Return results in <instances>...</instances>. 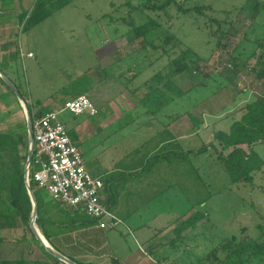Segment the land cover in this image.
I'll use <instances>...</instances> for the list:
<instances>
[{
	"label": "rangeland",
	"instance_id": "374dc122",
	"mask_svg": "<svg viewBox=\"0 0 264 264\" xmlns=\"http://www.w3.org/2000/svg\"><path fill=\"white\" fill-rule=\"evenodd\" d=\"M5 1L3 3L4 0H0V4H8V0ZM36 1L14 0L11 5L15 6L14 9L20 5L19 15H21L33 10ZM128 1L131 5L124 6ZM178 1L184 2L185 0ZM247 1L187 0L186 2L187 9L197 5L207 7V16L213 18L224 19L225 12L234 11L232 35L222 43L227 48H218L217 40L208 36L206 18L199 17L194 13L192 16L186 17L177 13L173 8L168 9L170 18L157 12L142 13L138 10L141 0H77L65 8H59L57 2L54 4L49 2L47 9L52 14L42 23L23 32H20V27H16V29L12 26L9 27L10 30H16L15 34L18 33L14 37V42L20 40L21 48L25 54L32 51L35 54V59L26 58L22 61L20 58L14 57V54H9L13 57L9 63L17 73L18 79L16 80L9 73L8 66L0 64V69L6 72L19 86L22 94L30 98L36 110H41L44 113L48 110L49 106L44 105L43 99H54L57 104L64 107L67 101H72L77 95L85 93L92 85L106 87L108 90L114 89L113 94L118 90L121 97L118 98L120 102L116 107L110 105L109 102L106 104L105 101L104 103L102 101L101 105L96 102L99 114L90 120L94 124H100L99 119L107 112L116 117L119 113L135 111L142 98V92L133 93V89L142 86L147 79L168 63V57L156 61L157 54H154L150 48H143L142 42L130 43L128 41L127 36L124 35L128 28L120 24V18L127 17L132 11V16L137 22L139 20L145 22L149 18H153L161 23L162 27L153 32V38H158L165 30L171 31L187 46L208 59V62L202 65L205 67L202 72L193 69L175 78L174 83L182 91L197 87L189 93L187 98L164 108V111L156 116V120L153 122L158 125L165 122L167 125L171 121V116L189 111L198 120V124L195 125L188 114L183 115L182 132H185L184 128L187 129L185 139L182 140L185 153L182 155L179 152L167 154L166 151H161L162 153H159L161 158L158 156L152 159L151 164H147L148 162L145 160L147 149H143L134 156L137 159L136 170L139 172L136 181L150 179L152 185L148 187L147 193L142 192L139 188L135 191L138 200L136 212L126 206L122 212H116L114 208L109 209L124 221L118 226L121 228L102 232L91 227L90 231L77 233L76 247L82 246L89 250L82 257L85 262L100 264L103 259L101 256L100 259L97 258L95 252H100L103 255L112 253L117 258L123 259L127 256L129 249L133 250L137 240L144 242L145 238L143 237L153 236L157 234L158 230L164 231L168 227L171 238L163 240L164 243L161 245L167 247L166 251L170 256L169 264H197L200 256L208 253L223 239L236 236L244 226L249 227V234L252 237L259 235L260 230L256 227L259 224L264 225L262 172L255 174L253 185L234 184L222 164L217 160L218 154L222 152L220 144L216 143L217 151L210 148L206 153H196L200 148L213 142L215 132L227 133L232 122L240 120L244 114L241 108L249 102L252 95L260 98L264 96L262 86L264 78L258 79L254 73L255 68L259 67L257 56L260 55L261 50L255 58L244 65L235 79L238 82L236 87L228 84V81L221 77L228 73L225 68H230V65L225 66L228 54L238 45L246 30L250 28L253 16H256V12L253 14L251 11L252 7L256 4L264 5V0H250L248 9L238 12L237 10ZM7 9L5 7V10ZM0 12H3V9H0ZM2 14L0 13V16ZM257 20L260 23V13ZM262 22V26L249 32L250 36L263 35V16L261 24ZM14 30L12 31L14 32ZM6 42L10 44L8 40ZM3 51L5 50L0 46L1 58L4 57ZM131 66L133 70L126 73L128 67ZM136 74L138 75L136 80H129ZM207 76L208 79H206ZM119 78L121 79L119 80ZM205 79L206 85L199 86ZM0 86L8 93L2 97L3 99L0 98V132H24L26 128L24 109L18 98L1 82ZM224 86L226 89L218 92ZM214 92L218 93L213 95ZM94 99L95 97H93ZM205 99L207 101L202 106L201 101ZM151 108L153 107L151 106ZM142 110L139 112H145L146 107ZM149 116L153 119V116ZM86 117L85 115L76 116L70 112H63L59 114V121L70 134L77 124ZM162 117L166 120H162ZM113 121H116L112 124L113 126L98 137L105 139L106 146L115 144L121 134L131 133L140 129L142 123L149 122L147 119H140L134 121L133 124L129 118L114 119ZM120 123L123 126H119ZM121 129H125V131L119 132ZM162 129H165L164 125ZM241 148L248 153L246 145ZM81 149L84 153L85 163L89 164L90 155L87 154L84 146H81ZM20 150L22 154L26 153L24 147H20ZM231 150L232 148L224 151L223 155L227 156ZM255 151L264 160V144L257 145ZM100 170L104 171L105 169ZM91 174L98 177L95 171ZM126 175L129 174L126 172L124 176ZM111 178L109 175L103 180L106 182ZM121 184L123 185L120 182L119 186ZM175 184H178L176 188H169ZM111 190L114 195L116 189L113 187ZM220 190L221 192H219ZM42 197L43 222L47 227H53L55 221H70L68 216L74 212L68 209L60 210L57 203L44 191ZM103 201L110 204V201L104 197ZM204 201L206 203H203ZM147 205L148 208H146ZM199 212L208 216L180 234L179 231L184 228L180 225ZM72 217L77 221L80 219L92 221L91 218L83 214H72ZM143 223L146 224L142 226ZM8 227H11V231L7 232L5 236L12 239V244L1 250H4L3 253L6 255L2 258H15L22 248L26 253L32 252L30 256L26 254L29 259H47L36 244L35 238L27 233L25 225L18 221L15 223L9 221ZM126 227H142L140 231L142 237L138 232H129ZM120 231L122 232L120 233ZM23 238L24 242L18 245V241ZM91 250H95V252H91ZM166 251L161 255L162 258L166 255ZM60 252L65 254L64 250ZM105 264H109L107 257Z\"/></svg>",
	"mask_w": 264,
	"mask_h": 264
},
{
	"label": "trees",
	"instance_id": "16d2710c",
	"mask_svg": "<svg viewBox=\"0 0 264 264\" xmlns=\"http://www.w3.org/2000/svg\"><path fill=\"white\" fill-rule=\"evenodd\" d=\"M75 1L77 0H37L33 10L19 15L20 32L34 28L51 16L52 12L47 9L50 4L49 2H51V4L57 2L59 3V8H65L70 6ZM141 1L142 2L138 6V10L142 13L146 11L157 12L170 18L168 9L173 8L176 9L177 13L186 17H190L192 16V13H194L196 15L198 14L199 17L206 18L208 36L217 40L218 48H227V46L222 45V43L227 39V37L232 35L234 11L225 12L226 16L224 19H219L208 17L206 14L208 9L204 6L197 5L196 7L187 9V0L184 2H179L178 0ZM249 1L250 0H248L245 5L239 8L237 11L243 12L247 10ZM128 4H130L129 1L124 4V6ZM251 11L253 14L256 12V16H253L250 28L246 30L238 45L230 54H228V60L225 63V66L230 65V68H225L228 72L227 75L221 76V74L218 73L219 76L228 81V84H232L234 87H236L238 84L235 79L244 68V65L255 58L260 50L261 53L257 56V64L259 67L257 69L255 68L254 73L258 79L264 78V33L263 35H258L256 37L249 35L251 30H255L256 28L258 29L263 25V22L261 24V21L262 16L264 17V5L261 6L256 4L252 7ZM258 12L261 15L260 23L257 20L259 17ZM132 14L133 11L127 17L120 18V24H123L128 28V31L124 34L127 36L128 41L130 43L137 41L142 42L144 44L143 48H150L154 54H157L156 61H159L164 57H168V63L165 66H163L159 71L147 79L142 86L138 87L137 89H133L132 91L133 93L139 92L143 88L146 91L144 96L141 98L139 105L135 108V111L139 112L143 111L142 109L146 107V110H144L145 112H140L141 116L139 117L151 115L153 118H155L158 116V114H161V112L164 111V108L175 103L176 101L187 98L189 93L197 87L195 86L188 91H182L174 83L175 78L193 69L202 72L203 68H205L202 65L207 63L208 59L198 54L193 48L187 46L186 43H184L171 31L165 30L164 33H161L158 38H153V32L162 27L161 23L153 18H149L145 22L140 20L137 22ZM132 70V66L128 67L126 73H129ZM1 71L7 75L6 72L3 70ZM137 76L138 75L136 74L129 80H136L138 78ZM208 78L209 77L207 76L206 79ZM120 79L121 78H119V80ZM206 79L202 81L199 86L206 85ZM0 82L9 90L1 78ZM12 82L15 84L14 81ZM15 86L20 91L19 86L16 84ZM224 89H226V86L218 90V92H222ZM218 92H214L213 95L217 94ZM21 95L29 107L32 121H35L36 118H40L45 115L46 112L44 113L41 110H36L30 101V98H27L26 95L22 93ZM206 101L207 99L201 101V105L203 106ZM151 106L153 108H151ZM241 111L244 112L243 116L240 118V120L232 122L227 133L221 131L215 132L213 135V142L203 148H200L198 151H196V153H206L210 148L214 151H217L218 149L216 147V143L220 144L222 147V152L218 154L217 160L224 167L232 183L253 185L255 181V174L262 172L263 184L261 185V191L264 194V160L255 151V147L257 145L264 144V99L252 95L249 102L243 108H241ZM184 114H188V117L195 125L198 124V120H196L189 111H186L182 114L171 116V121L165 125L163 133L165 135H169V133L166 131L167 127L171 123L183 117ZM149 122L145 123L147 124ZM69 135L73 141H76L74 130L71 131ZM27 142V126L25 131L20 133H13L12 131L0 132V227H4L5 224L8 225L9 221L14 223L18 221L22 225H25L27 233L35 238L29 228L32 204L24 183V168L27 159ZM244 145L247 146L248 153L241 148V146ZM20 147H24L26 150L25 154L21 153ZM230 148H232L230 153L227 156H224V151H228ZM137 152H140V149L135 151V153ZM184 153L185 152H183V154ZM157 157L158 156L151 157L148 160V163L151 164V160ZM32 172L33 170L31 168L30 178ZM30 185L37 199L38 214L36 225L46 241L56 251L60 252V250L54 244L53 238L57 239L59 237H67L69 234L87 227H98L99 221L97 219H91L92 221L90 222L83 219H80L79 221L73 219L72 214L77 215L81 213L72 211L70 209L68 210L74 212L70 213V216H68L70 221H55L56 223H53V227H47L43 222L44 206L42 191L37 189L36 185L33 184L32 181L30 182ZM176 187L173 186L171 188ZM219 192H221V190ZM206 201L203 203H206ZM57 205L60 210L65 209L62 208L58 203ZM104 205L108 208V210L111 209L109 204L104 203ZM109 212L112 213L110 210ZM45 213H47V211H45ZM112 214L115 215L114 213ZM207 216V214L202 212L192 215L180 225L181 227H184L179 231L180 234L190 229ZM256 229L260 230L259 235L257 237H252L249 234V227H242L236 236L223 239L208 253L200 256L197 264H264V225L259 224L257 225ZM1 242L2 241H0V243ZM23 242L24 238L18 241V245H21ZM36 244L41 248V252L47 258L46 260L29 259L26 257V254L30 256L32 255V252L28 251V253H26L21 248V252H19L18 256L12 259L2 258L1 253L0 264H63L58 259L47 253L37 240ZM60 253L63 254L62 252ZM66 257L77 264H93L79 261L72 256ZM109 264L122 263L117 259H113Z\"/></svg>",
	"mask_w": 264,
	"mask_h": 264
},
{
	"label": "crops",
	"instance_id": "0c3cea01",
	"mask_svg": "<svg viewBox=\"0 0 264 264\" xmlns=\"http://www.w3.org/2000/svg\"><path fill=\"white\" fill-rule=\"evenodd\" d=\"M12 1L14 0H10V1L8 0V4H0V9H3V12H0L3 13L0 16V18H2L0 20V46L3 48V50H5L3 51L4 57L3 58L0 57V64L4 66H8L7 68L9 70V73L13 76L14 80H16L18 79L17 73L15 69H12L13 67L10 66L11 64L9 63L11 62V59L13 57L9 56V54H14V57L20 58V56H17V54L19 53V50L23 51V49L21 48L22 43L20 42V40L14 42V37L18 34L17 32L15 34L16 30L14 29H16V27L17 28L20 27L19 26L20 5L16 7V9H14L15 6L11 5L13 4ZM5 2L6 1L4 0L3 3ZM5 7L8 8L7 9L8 11L5 10ZM10 26L14 27V29L10 30L9 28ZM8 29L9 31H7ZM12 30H14V32ZM6 40H8L10 44L7 43ZM29 53L33 54V57L31 58L25 57L24 59L21 58L20 59L22 61H24L26 58L35 59V54L32 51H28L26 55ZM105 55L107 56L108 53L106 52ZM113 91L114 89L108 90L106 87L102 88L101 86L98 85L95 86L92 85L85 93L77 95L72 100L76 99L79 96L86 95L92 99L94 104H96L97 102L98 104L101 105V102L103 101L104 103L105 101L106 104L109 102L110 105L116 107L117 103L120 102L118 98L121 96L118 90H116L114 94ZM140 91L142 92V97H143L146 91L144 88ZM0 92H1L0 93L1 99H3L2 97L4 95L6 96V94H8L6 93V91H4V89L1 86H0ZM93 97H95L94 100L96 101L93 100ZM43 100H44V105H46V107L49 106L48 110H46L45 112L56 110L58 109V107H62L60 104H57L54 99L53 100L43 99ZM97 110L99 114V109L97 108ZM118 115L114 117V115L107 112L103 114L102 118L99 119V122H101L100 124L98 123L94 124V122L91 123L90 120H92L96 116L92 117L89 115H85L87 116L86 119L81 120L74 129L75 137H76V141L74 140V142L77 146H79L80 149L81 146H84V149L87 151V154L90 155L89 164L85 163L86 167L91 173L95 171L96 175H98L97 178H100L104 182L105 189L103 192V197L106 200L110 201L109 204L110 207L114 208L116 212H122L124 207L126 206L130 208L131 211L136 212L137 210L136 206L138 205L137 204L138 200L135 191L137 190V188H139L142 192L147 193L148 187L152 185V180L145 179L144 181L143 180L139 182L136 181L139 172H137L136 170L137 159H135L134 156H136V154L138 155L140 152L135 153V151L137 149H140V151H142L143 149H147V154H146L147 156L145 158L147 162L151 157L159 156V153L165 151H166L165 153L167 154H171L172 152H179V154L181 155L185 149L183 148L184 145L182 146V140L185 139L187 129L184 128L185 132H182V129L184 127L182 125L184 117H181L175 122L171 123L166 130L169 133V135H165L163 133L164 129H162V127L163 125L165 126L166 124L165 122H161L160 125L156 123L154 124L153 122L156 120V117L153 119H151L150 116H146V115L139 117L141 116V114L140 112L137 113V111L124 113V114L119 113ZM159 115L160 114H158V116ZM126 118L127 119L129 118V120L132 121H137L140 119L142 120L147 119L151 121L147 124L142 123L141 128L138 130L123 135L121 134L115 144L111 146H106L105 139L102 137L101 138L98 137L102 136L104 132L108 131L113 126L112 124L116 122L113 121L114 119L124 120ZM164 119L165 118L162 117V120ZM159 120H161V118H159ZM117 123L119 122L117 121ZM134 123L135 122H133V124ZM119 126H123V124L120 123ZM124 131L125 129L119 130V132H124ZM83 157H84V153H83ZM163 157H165L164 154ZM140 167H138V169H140ZM100 169H105V170L102 171ZM126 172L129 175L124 176ZM109 175L112 178L109 181L105 182L103 179ZM120 182H122L123 185L121 184V186H119ZM177 185L178 184L171 185L169 186V188L173 186L176 187ZM113 187L116 189L114 195L111 192L112 191L111 189ZM119 187L122 188L120 189ZM125 187L127 188L125 189ZM148 207L149 206L147 205L146 208ZM115 216H117L121 220V222L124 223V221L117 214H115ZM144 224L146 223H143L141 225L144 226ZM8 225L5 224L4 227H0V239H2L0 240L2 241L0 243V257H1V253L2 256L6 257V255L3 253L5 251L4 250L1 251V250L7 247L8 245L12 244V239L9 236L8 237L5 236L7 232L11 231V227H8ZM92 227L102 232L111 231V230L101 229L97 226H92ZM119 228L116 227L115 229L117 230ZM141 228L142 227H126V229H128L129 232L135 231L140 233L139 236L142 235L140 232ZM19 229L22 228L19 227ZM115 229L112 230L115 231ZM88 230L90 231L91 227H87L85 229L69 234L67 237H59L57 239L53 238L54 244L57 246V248L60 251L64 250L65 254H67L66 256H72L78 259L79 261L85 262V260H83L82 257H84L83 256L84 253L89 252V250L84 249L82 246L76 247L75 239L77 238L76 235L78 232H85ZM121 232L122 231H120V233ZM168 232H169V227L165 228L164 231L158 230L157 234L153 236L143 237L145 238L144 242L137 240V243L136 245H134L135 247L133 248V250L129 249L127 256H125L123 259L117 258L112 253L103 255L100 252L99 253L95 252V250H91V252H95L96 253L95 255L98 256L97 258L99 259L101 256V259L103 260L100 262V264L101 263L105 264L106 257L108 258L109 263L113 259H117L122 264H169L170 256L166 251L167 247L166 245H161L162 243H164L163 240L171 238ZM165 251H166V255L162 258L161 255L164 254Z\"/></svg>",
	"mask_w": 264,
	"mask_h": 264
},
{
	"label": "built area",
	"instance_id": "2783aa9c",
	"mask_svg": "<svg viewBox=\"0 0 264 264\" xmlns=\"http://www.w3.org/2000/svg\"><path fill=\"white\" fill-rule=\"evenodd\" d=\"M21 59L33 57L19 50ZM264 90V81L262 83ZM264 99V96L262 97ZM96 116L98 110L86 95L68 101L64 107L48 111L33 121L34 153L29 169V183L46 192L62 208L97 219L98 227L112 230L121 220L109 212L103 203L104 183L92 176L86 167L82 150L71 139L59 114ZM33 175L30 178V170Z\"/></svg>",
	"mask_w": 264,
	"mask_h": 264
},
{
	"label": "water",
	"instance_id": "95a60500",
	"mask_svg": "<svg viewBox=\"0 0 264 264\" xmlns=\"http://www.w3.org/2000/svg\"><path fill=\"white\" fill-rule=\"evenodd\" d=\"M0 78L3 80V82L6 84V86L9 88V90L18 98V101L20 102L22 108L25 111L26 114V126H27V159L25 163L24 168V183L32 204V213L29 219V228L34 235L35 239L40 243V245L46 250L47 253H49L51 256L58 259L60 262L64 264H77L65 255L61 254L60 252L56 251L44 238L41 231L38 229L36 225L37 220V214H38V207H37V199L35 196L34 191L32 190V187L29 183L28 175H29V169L30 164L32 162L33 153H34V138H33V121L31 119V115L29 112V107L27 103L25 102L24 98L22 97L19 89L15 86V84L11 81V79L5 75L0 70Z\"/></svg>",
	"mask_w": 264,
	"mask_h": 264
}]
</instances>
